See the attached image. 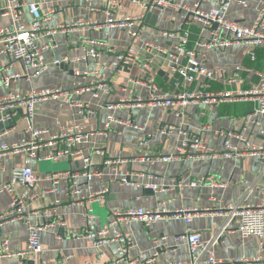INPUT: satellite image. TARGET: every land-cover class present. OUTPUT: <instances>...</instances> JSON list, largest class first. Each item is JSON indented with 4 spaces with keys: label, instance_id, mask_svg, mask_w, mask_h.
Masks as SVG:
<instances>
[{
    "label": "crops",
    "instance_id": "crops-1",
    "mask_svg": "<svg viewBox=\"0 0 264 264\" xmlns=\"http://www.w3.org/2000/svg\"><path fill=\"white\" fill-rule=\"evenodd\" d=\"M38 2L42 11L54 9V14L48 25L61 23L98 20L106 18L105 0H27ZM190 5L196 0H183ZM122 8L114 12L115 18L136 15L143 10L130 0H121ZM214 0L200 4L202 9H208ZM6 0H0V26H10L11 20L7 15H1ZM258 7L257 0H247L245 6L237 2L231 5L227 17L249 24L255 17ZM91 8H94L91 10ZM157 18L154 24L146 21L137 22L138 37L128 35V30L122 27H109L101 30L92 29L90 25H80L68 32L56 35L57 46L42 53L48 68L38 74L35 69L25 67L9 56L0 55V68L8 67L10 72H18L22 77L13 82L10 90L25 92L31 89H45L52 85H60L74 99H79L91 111L86 116H79L76 109L66 104L62 99H46L36 104L32 117L33 125L37 128H47L55 132L58 128L68 127L74 122L84 125L86 130L94 134L88 142L81 145L84 155L91 156V168L99 169L101 177L91 182L93 189H106L104 199L99 203H91L95 220L99 223L108 221L115 210L130 206L155 208L164 203L168 210L177 208H199L201 211L193 216L186 224L181 218L166 217L149 227L140 221L132 220L120 225V230L133 241V246L127 253V261L121 264H166L188 260L189 251L184 240H174L175 235L188 231L200 233L204 246L212 251L219 260L235 257H252L256 252L257 240L252 236H242L237 230L238 220L228 219L219 214L226 204L240 201L246 191V199L257 201L261 186V164L253 157L242 158H211L208 155L221 152L225 132H243L251 142H257V127L243 125L244 117L252 112L255 102L252 100L224 102L213 105L201 101L180 107L161 106L148 102L150 90L144 83L128 82L129 78H145L155 74L158 92H172L173 72L171 68L157 57L149 67L142 69L138 64L129 62L126 67L117 72L102 69L94 72L93 61L64 62L52 64L54 58L63 55L75 57L81 54L82 47L88 40H98L103 44L98 46L100 60L104 65L110 63L128 47L134 51L140 50L145 42L161 44L165 50H173L175 39L160 36L161 29L179 31L185 19V11L168 7L156 10ZM28 23L30 16L25 12ZM213 25L203 26L197 22L191 23V41L196 37H206ZM192 44V42H191ZM202 62L207 67L223 66L225 76H220L210 82L213 91L229 90L236 87H254L258 81L256 72L264 66V48L257 49V59L249 60L247 48L242 45H230L223 49L206 52ZM236 65L244 69L234 70ZM79 70L80 76L74 71ZM87 71V73H85ZM199 80L201 77L198 78ZM188 90H197L198 81L185 84ZM83 88V90H82ZM8 88L0 86V96ZM137 98L141 103L136 104ZM117 121L105 127L109 117ZM24 120L16 119L11 124L0 125V144L17 141L23 134ZM199 134L203 146L194 150L198 154L195 159L187 158L178 153L177 148L186 137ZM230 141H235L229 136ZM101 148L105 155L93 154V150ZM175 154L169 162L155 161L152 164L137 159V156L158 157ZM27 154L24 151L0 153V184L9 182L11 170L21 166ZM108 158H124L127 162L117 165L104 163ZM82 162L79 155L74 158L60 159L56 162L35 161L34 171L42 178L34 186L32 192L36 195L30 200L31 209L52 207L50 216L36 218L41 225L40 232L42 253L39 261L49 264L57 258L71 255L68 264H105L96 261L97 250L90 246L89 240L83 233L82 213L84 205H70L64 191V182L57 185L54 193H42L49 188L51 182L43 175L50 172L63 173L80 168ZM127 179L126 183L120 178ZM195 182V186H189ZM81 188L86 182L79 180ZM143 183H153L163 187L164 191L153 190L143 186ZM17 194L24 192L19 184H14ZM60 203L55 204L54 200ZM7 193H0V214L9 205ZM27 231L20 220L0 223V242L7 239L11 252L19 251L26 246ZM163 236H167L164 240ZM172 249V250H170ZM205 249L199 251L205 255ZM150 258H153L152 260ZM148 260V261H147ZM0 264H17V258L11 254L0 257Z\"/></svg>",
    "mask_w": 264,
    "mask_h": 264
},
{
    "label": "built area",
    "instance_id": "built-area-1",
    "mask_svg": "<svg viewBox=\"0 0 264 264\" xmlns=\"http://www.w3.org/2000/svg\"><path fill=\"white\" fill-rule=\"evenodd\" d=\"M139 6L143 12L136 15H127L122 18H115L114 12L122 8L121 0H105L106 18L100 22L98 20L76 21L61 23L55 26L48 25L54 9L42 11L39 3L27 0H6L1 15L10 17V26H0V55L4 54L11 59L20 62L25 67L35 69V74L41 73L48 68V63L44 62L42 53L45 50L54 49L57 46L56 35L59 32H68L80 25H90L92 29L101 30L109 27L126 28L128 35L138 37V30L135 27L137 22L145 18L146 13L156 10H163L168 7L185 11V19L179 31L161 29L160 36L175 39L173 50L167 51L164 47L155 42H145L140 50L134 51L128 47L126 51L119 54L110 65H104L100 60L98 46L101 41L90 39L82 47L80 55L69 57L63 55L61 58H54L52 64L58 65L64 62L93 61L95 70L109 69L117 72L120 68L126 67L129 62L138 64L142 69L149 67L154 60L159 57L162 63L169 66L173 72L172 92L164 95L158 92V84L155 74L141 78H129L128 82L144 83L150 90L147 97L148 102L161 106L176 105L183 110L189 104L201 101L207 105H217L224 102L234 101H254L255 107L252 112L243 119V125L252 124L257 127V142H251L243 132H225L219 134L224 137L223 149L221 152L209 154L211 158H242L250 156L255 158L262 166L260 173L261 186L260 195L255 202L246 199L249 191H246L243 198L235 204H226L219 214L225 215L228 219H237V230L242 236H252L257 240L256 252L252 257H235L228 260H219L214 253L206 248L201 241L200 233L188 231L175 235L174 240H184L189 251L188 260L167 262L166 264H264V66L256 72L257 83L250 88H233L229 90L213 91L210 89V82L220 76H225L223 66L207 67L202 58L209 50L223 49L230 45H242L247 48L249 60L254 62L257 59V49L264 48V0H257L258 7L255 17L249 24L229 19L228 11L237 2L245 6L247 0H214L208 9H202L200 4L207 0H196L188 5L183 0H130ZM94 8H91L93 10ZM25 12L30 16V21L25 20ZM197 22L204 27L216 24V27L209 31L206 37L198 36L191 41V23ZM192 42V44H191ZM236 72L247 70L242 65L234 67ZM87 73V71H85ZM75 76H80L79 70L74 71ZM22 74L10 72L8 67L0 68V86L8 88L7 92L0 96V125L11 124L16 119L24 120L26 123L23 134L17 141L0 144L1 152L24 151L27 158L21 166H15L11 170L9 182L0 184V193H7L10 197L8 208L0 214V223L6 221L20 220L25 225L26 246L24 249L11 252L7 239L0 242V257L15 255L17 264H45L39 261L42 253L40 232L42 226L38 224L36 218L50 216L54 209L52 207L31 209L30 200L36 195L32 189L42 179L33 169L35 161L56 162L60 159L81 157V166L74 171L63 173L50 172L43 175L45 180L51 182L49 188L43 189L42 193H54L57 185L64 182V191L70 205H84L82 213L83 233L89 240L90 246L97 250L96 261H105V264H121L127 261V253L133 246V241L121 230L120 225L132 220L140 221L145 227H149L155 222L170 218H181L189 224L199 208H177L168 210L164 203H159L155 208H144L130 206L115 210L111 218L103 223L95 220L92 207L88 206L93 202H101L104 199L106 189H93L91 184L94 178L101 177V171L91 168V156L83 155L81 145L88 142L96 134L86 130L84 125L74 122L68 127H59L57 131L50 132L47 128H37L33 125L32 117L35 114L36 104L46 99H62L66 104L73 106L79 116H86L91 111L88 104L74 99L60 85H52L45 89H31L25 92L10 90L13 82L19 80ZM201 77L199 80L198 78ZM198 81L197 90H188L185 84ZM83 90V88H82ZM137 98L136 104L141 101ZM117 121L112 116L109 117L105 127ZM229 136H233L235 141H230ZM203 146L202 137L194 134L182 140L178 146V153H182L187 158L195 159L198 154L191 149H199ZM93 154L105 155L101 148L93 150ZM175 154L158 157L137 156V159L152 164L155 161L169 162L175 158ZM124 158H108L104 163L117 165L127 162ZM83 178L86 182L81 188L79 180ZM120 182L126 183L127 179L120 178ZM14 184H19L24 188V192L17 194L14 191ZM195 182H190L189 186H195ZM143 186L153 190L164 191L153 183H143ZM55 204L60 203L59 199L54 200ZM166 240L167 236H163ZM205 249V255L200 256L199 251ZM172 250V249H170ZM71 255L57 258L49 264H68ZM151 260L153 258H150ZM148 261V260H147ZM90 262L89 264H93Z\"/></svg>",
    "mask_w": 264,
    "mask_h": 264
},
{
    "label": "water",
    "instance_id": "water-1",
    "mask_svg": "<svg viewBox=\"0 0 264 264\" xmlns=\"http://www.w3.org/2000/svg\"><path fill=\"white\" fill-rule=\"evenodd\" d=\"M156 18H157V14L156 13H148L146 15V21L151 23V24H154L155 21H156ZM213 27L215 28L216 27V24H213ZM6 123H4L5 125Z\"/></svg>",
    "mask_w": 264,
    "mask_h": 264
},
{
    "label": "rangeland",
    "instance_id": "rangeland-1",
    "mask_svg": "<svg viewBox=\"0 0 264 264\" xmlns=\"http://www.w3.org/2000/svg\"><path fill=\"white\" fill-rule=\"evenodd\" d=\"M47 162H50V161H47ZM95 203H97V202H95Z\"/></svg>",
    "mask_w": 264,
    "mask_h": 264
}]
</instances>
